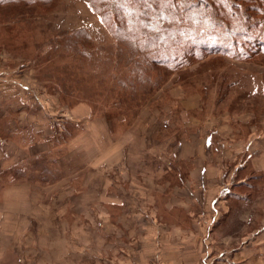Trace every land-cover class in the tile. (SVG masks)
<instances>
[{
    "label": "rangeland",
    "instance_id": "1",
    "mask_svg": "<svg viewBox=\"0 0 264 264\" xmlns=\"http://www.w3.org/2000/svg\"><path fill=\"white\" fill-rule=\"evenodd\" d=\"M100 3L0 2V264H129L171 249L163 263H249L264 191L237 198L254 173L244 154L239 171L220 163V146L237 152L256 136L264 146V61L206 54L152 67L137 38L107 27ZM202 160L231 189L218 214L200 203L204 188L218 197ZM190 247L214 249L185 260Z\"/></svg>",
    "mask_w": 264,
    "mask_h": 264
},
{
    "label": "trees",
    "instance_id": "2",
    "mask_svg": "<svg viewBox=\"0 0 264 264\" xmlns=\"http://www.w3.org/2000/svg\"><path fill=\"white\" fill-rule=\"evenodd\" d=\"M127 1L116 0L110 9L112 1L102 0L99 11L118 38L138 39L152 67L180 69L206 54L264 61V0ZM136 23L138 34L130 32Z\"/></svg>",
    "mask_w": 264,
    "mask_h": 264
},
{
    "label": "crops",
    "instance_id": "3",
    "mask_svg": "<svg viewBox=\"0 0 264 264\" xmlns=\"http://www.w3.org/2000/svg\"><path fill=\"white\" fill-rule=\"evenodd\" d=\"M257 138V139H256ZM259 137L256 136L254 139H252V142L249 141L248 139L245 138V142H243V147L244 149H239L237 150V152H235V146L231 145L229 146L227 143L225 144H222L220 147L223 148V150H220L221 153L223 154V160L222 161H219L220 163H223L225 164L226 166H228L227 164H229L233 170L236 171H239L241 170V168H243L242 165H239L238 164V161L242 154L246 155L245 157L248 159V163H247V166L251 169V171L254 173V176L250 177V182H249V194H246V193H239L237 195V198H239L241 201L243 202H248L250 201V204L251 203H254L255 201V197L257 195V192L260 193V190H263L264 191V146H262V148H257V144L259 143L260 144V141L258 139ZM206 142L208 143L209 146L213 145L212 142H211V136H207L206 137ZM233 140H235L236 138H231ZM250 142V143H249ZM230 144V143H229ZM255 144V145H254ZM254 146H256L254 148ZM232 149L233 150V155L230 157L229 155H226V151ZM246 153V154H245ZM234 163V164H232ZM212 164V163H211ZM200 170H201V173L203 174V176L206 175V178H212V177H215L217 179V185L216 186H212V195L216 194L218 197H215V198H212L211 200H209L208 197H210L211 193L209 190H207L206 188H204L203 190H201V197L202 199L200 200V203L203 205V209L205 207L206 209V204L209 203V206H210V210H213L214 212H217L218 214V211L220 210L219 209V206L217 205L218 204V200L221 199V198H226V196L228 194H230L231 192V189L229 188V184L228 182H223L221 181V170L219 168H213V167H210V162L209 160H202L201 162V166H200ZM239 175V174H237ZM236 175V176H237ZM239 178V176H238ZM239 182L238 184H244L246 183V179H241L239 178ZM220 180V181H219ZM190 187V188H189ZM188 187V191H190V195L191 196H195L196 194H198V192H200L199 190H195V188L193 186H189ZM216 189H219L216 191ZM216 192V193H214ZM255 194V195H254ZM261 194V193H260ZM121 207H123V209H129L130 204L127 205V203H122ZM206 213V212H205ZM150 221V220H149ZM200 225V224H199ZM210 225V222L207 221V222H203V224L201 225L202 229H204L205 227L208 228V226ZM262 227H264V221L262 222ZM258 228V226H257ZM264 231V228L260 230L259 229H256L254 231L255 233V237H253V241H255V247L251 248L252 251L249 252V257H248V260H250L249 263H245V264H259L257 262H260L262 264H264V234L261 235L260 233ZM206 232V231H205ZM261 235V236H259ZM146 238V236H142V238ZM147 239V238H146ZM206 243H209V239L210 237L207 235V236H204L202 238ZM219 239V238H218ZM259 239V240H258ZM122 240V239H121ZM150 240V239H149ZM123 242L125 241L124 239L122 240ZM156 241V239L154 240ZM220 240H218L219 242ZM210 248L209 247L207 251H204V255L201 254V252L199 253V251H195L193 248L190 247V251H186L184 255H182V258L183 259H196L198 258L199 259H207L211 256V254L213 253V249L210 251ZM236 251H233V254L234 256L236 255ZM166 253H168L169 255H166L165 253L162 255V253L160 252H156V251H153L151 253L150 256H147V255H142V256H138V257H135V256H131V260H137L140 259V260H143V261H134V262H131L129 264H172L170 261L168 262H162L163 260H169L168 258L171 257V259H174L177 257V255L175 254L176 251H172L171 250H166ZM222 254V253H221ZM220 254V255H221ZM147 256V257H146ZM224 256V255H223ZM238 258L239 259H242L243 257L241 256V252H238L237 254ZM120 257H124V253L123 252H120ZM159 261L157 263H150L148 261V259H151V258H154ZM118 258V257H117ZM146 258H148L146 260ZM258 259V261L254 262V260ZM200 264H208V263H205V262H201Z\"/></svg>",
    "mask_w": 264,
    "mask_h": 264
},
{
    "label": "snow or ice",
    "instance_id": "4",
    "mask_svg": "<svg viewBox=\"0 0 264 264\" xmlns=\"http://www.w3.org/2000/svg\"><path fill=\"white\" fill-rule=\"evenodd\" d=\"M147 2V0H145V3Z\"/></svg>",
    "mask_w": 264,
    "mask_h": 264
}]
</instances>
